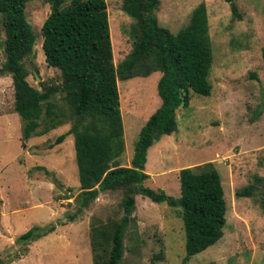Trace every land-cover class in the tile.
I'll return each instance as SVG.
<instances>
[{"label":"rangeland","instance_id":"374dc122","mask_svg":"<svg viewBox=\"0 0 264 264\" xmlns=\"http://www.w3.org/2000/svg\"><path fill=\"white\" fill-rule=\"evenodd\" d=\"M105 1L116 65L131 50L133 20L122 10V0ZM201 1L207 8L212 46L211 92L207 96L192 93L188 105L176 110V131L148 148L144 171L149 177L144 185L178 197L179 170L212 163L224 190L226 223L222 237L192 256L188 264H264V214L252 197L235 195L255 174L264 176V0H234L240 18H232L224 0H160L157 20L175 33ZM49 11L47 0L30 1L25 9L36 37L26 62V79L35 87L48 79L59 80L58 70L46 64L41 48V25ZM2 30L0 24V70L5 61ZM2 71L0 258L4 264H93L90 222L93 218L118 220L123 214L122 191L100 192L81 216L66 221L65 213L75 210L73 201L80 191L78 170L73 136L67 135L58 144L55 138L70 125L32 136L22 146V121L14 111L12 79ZM160 75L155 71L117 80L125 143L122 165H130L139 130L161 103L156 89ZM35 224H52L55 230L28 243L16 239ZM123 245L118 264H181L185 252L180 208L135 195Z\"/></svg>","mask_w":264,"mask_h":264},{"label":"trees","instance_id":"16d2710c","mask_svg":"<svg viewBox=\"0 0 264 264\" xmlns=\"http://www.w3.org/2000/svg\"><path fill=\"white\" fill-rule=\"evenodd\" d=\"M30 1L0 0L5 54L2 70L12 79L14 111L22 121V146L32 136L70 125L55 138L58 144L67 135L73 136L78 170L80 191L73 201L75 210L65 213L66 221L81 216L100 192L121 190V217L106 222L93 218L90 222L93 264H118L135 195L178 207L184 229L181 264H188L192 256L223 235L226 203L220 174L210 162L181 168L180 195L174 197L161 188L144 185L149 177L144 169L148 148L161 136L176 131V110L188 105L192 93L207 96L211 92L212 46L205 2H199L188 22L174 33L157 20L160 0H122V10L133 20L131 50L115 65L105 0H47L50 11L41 25V48L46 64L58 70L59 80L48 79L35 87L26 79V62L36 39L25 13ZM224 1L229 3L232 18H240L234 0ZM261 56L264 69V47ZM155 71L161 73L156 87L161 103L140 128L130 165H122L125 143L117 80ZM235 195L252 197L264 214V176L255 174ZM54 230L52 224H35L16 239L28 243ZM4 263L0 258V264Z\"/></svg>","mask_w":264,"mask_h":264},{"label":"water","instance_id":"95a60500","mask_svg":"<svg viewBox=\"0 0 264 264\" xmlns=\"http://www.w3.org/2000/svg\"><path fill=\"white\" fill-rule=\"evenodd\" d=\"M33 73H34V75H35V78H36L37 80H39V77L37 76L36 72L34 71Z\"/></svg>","mask_w":264,"mask_h":264}]
</instances>
